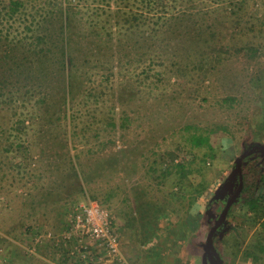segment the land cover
I'll return each instance as SVG.
<instances>
[{
    "label": "rangeland",
    "instance_id": "1",
    "mask_svg": "<svg viewBox=\"0 0 264 264\" xmlns=\"http://www.w3.org/2000/svg\"><path fill=\"white\" fill-rule=\"evenodd\" d=\"M107 4L98 6L106 13L117 6ZM257 4V16L264 21V3ZM119 7L147 16L139 0ZM84 17L78 14L66 29L74 63L65 62L63 69L70 85L65 106L62 76L51 83L47 75L53 97L47 99V112L35 113L23 133H7L9 139L0 143V264H51L48 250H38L34 258L23 254L25 229L59 232L69 208L87 198L110 207L130 264H213L205 254L207 234L236 185L228 194L219 186L232 177L234 162L247 145L264 147V38L257 32L237 33L232 19L213 14L209 23L219 30L215 38L231 54L208 62L205 76L192 65L182 76L178 71L186 62L139 57L158 45L143 39L145 28L142 35L121 37L112 27L111 50L110 42L93 37ZM97 20L111 19L103 15ZM247 42L261 47L257 58L234 52ZM92 48L100 52L95 59L88 57ZM126 50L133 62H119ZM47 56L42 65L50 74L57 55ZM12 90L9 86L6 94ZM6 111L10 120L13 111ZM192 136L208 143L194 147L187 139ZM205 153L212 160L204 169L208 174H200ZM259 157L252 159L264 167V155ZM172 158L191 173L178 176L174 167L171 175L160 177ZM147 202L159 205L156 227L142 228L141 206ZM229 213L224 229L212 239L222 264H264L257 249L264 213L254 211L245 219L238 202Z\"/></svg>",
    "mask_w": 264,
    "mask_h": 264
},
{
    "label": "trees",
    "instance_id": "2",
    "mask_svg": "<svg viewBox=\"0 0 264 264\" xmlns=\"http://www.w3.org/2000/svg\"><path fill=\"white\" fill-rule=\"evenodd\" d=\"M128 1L0 0V143L9 139L14 130L23 133L27 128L26 123H33L36 120L35 113L41 110L47 112V99L51 96L47 75L51 76V83L59 78V75L62 76L64 91H62L64 94L62 108L65 106V91L70 85L64 82L63 69L65 62L71 66L74 63V58L68 49L66 29L70 28L71 19L78 14L85 15L84 18L89 21L94 38L99 37L100 40L111 43L109 49L113 48L112 27L117 29L115 34H120L121 37L138 36L141 34L140 30L145 28L146 37L143 39L149 43L158 42V45L156 48L149 47L147 51H142L139 57L148 62H186L178 71L182 76L188 73L189 65L202 71L205 76L208 72V62H221L231 54L232 49L215 38L219 35V30H215L214 24L209 23L213 14H221L225 18L232 19V28L238 31L237 33L243 32L246 35L257 32L264 38V21L258 18L255 9L258 1L263 4L264 0H139L147 16L124 12L119 4ZM99 2L106 5L113 2L117 6L115 10L106 13L98 6ZM103 15H109V19L114 23L111 24V20H97ZM255 26L258 29H255ZM260 48L247 42L234 52L245 51L253 59L257 58ZM99 53L92 48L88 57L95 59ZM48 54L51 58L57 55L55 60L57 64L53 65V68L50 67L52 69L50 74L46 71L47 67L42 65V62H47ZM123 59L124 62H133L130 51H124L119 62ZM9 86H12L13 90L10 91L11 94H6ZM17 95L18 99L15 101L14 96ZM50 98L53 100V97ZM7 109L13 111L10 120ZM10 122L12 123L9 126ZM187 139L194 147H203L208 143V140L202 136H192ZM6 145L8 150L5 153H8L11 151V146L9 147L7 143ZM262 148L257 144L247 145L242 153ZM253 156L254 154L241 162L243 186L233 203L238 202L241 208H245V219H249L254 211L264 213V167L260 166V161L252 159ZM208 160H212V156L205 153L199 160L203 168H199L198 173L208 174V170L204 171ZM171 161V166L164 164L165 168L160 171V177L171 175L174 167L178 176L186 177L191 173L184 162L174 164V158ZM238 182V174L234 166L232 177L226 179L219 186L218 191L229 189L233 184L237 187ZM92 201H95V198H92ZM150 203L141 206L144 214L141 219L145 220L142 221L144 222L142 228L145 226L152 228L157 225L160 212L158 213L156 208L159 205L157 202L156 205ZM262 236L257 249L262 250L261 253L264 254V233ZM211 241L213 243V240Z\"/></svg>",
    "mask_w": 264,
    "mask_h": 264
},
{
    "label": "built area",
    "instance_id": "3",
    "mask_svg": "<svg viewBox=\"0 0 264 264\" xmlns=\"http://www.w3.org/2000/svg\"><path fill=\"white\" fill-rule=\"evenodd\" d=\"M22 250L30 258L48 250L51 264H130L110 207L89 198L69 208L59 232L25 229Z\"/></svg>",
    "mask_w": 264,
    "mask_h": 264
},
{
    "label": "water",
    "instance_id": "4",
    "mask_svg": "<svg viewBox=\"0 0 264 264\" xmlns=\"http://www.w3.org/2000/svg\"><path fill=\"white\" fill-rule=\"evenodd\" d=\"M255 153L256 154L261 153L264 155V150L263 149H261V150L260 149L250 150L246 153H243L239 157H237L235 162H234V166H235L236 172L238 174V180H239L238 187L235 190V192L233 193V195L229 198L227 203L225 204L224 209L222 210V213L220 214L216 224L211 229V231L208 233L207 238H206L205 254L208 255V259H210L211 262H212V259H214V261L217 264H222L221 259L218 257V255L216 254V252L213 248L211 237H212L213 233L217 230V228L225 221V218L227 216V213H228L230 207L235 202L236 198L238 197V195L240 194V192L242 190V186H243L242 175H241V162H242V160L245 159L246 157L252 155V154H255ZM210 256L212 257V259Z\"/></svg>",
    "mask_w": 264,
    "mask_h": 264
},
{
    "label": "flooded vegetation",
    "instance_id": "5",
    "mask_svg": "<svg viewBox=\"0 0 264 264\" xmlns=\"http://www.w3.org/2000/svg\"><path fill=\"white\" fill-rule=\"evenodd\" d=\"M262 149L264 150V147H263ZM255 150H257V149H255ZM260 150H261V149H260ZM255 154H256V153H255ZM257 154L260 155L259 159H261V157H263V154H261V153H257ZM252 155H253V154H252ZM237 187H238V186H237ZM237 187L234 188V191L230 194L229 198L233 195V193L235 192V190L237 189ZM228 191H229V189H226V192H225V190H222L221 193H224V194L226 193V194H228ZM229 198H228V200H229ZM228 200H227V201H228ZM227 201H226V203H227ZM226 203H225V204H226ZM225 204H224V206H225ZM230 208H231V207H230ZM223 209H224V207H223ZM223 209H222V210H223ZM229 210H230V209H229ZM228 212H229V211H228ZM221 213H222V211H221ZM221 213H220V214H221ZM220 214H219V216H220ZM227 215H228V213H227ZM219 216H218V218H219ZM218 218L216 219L214 225L216 224ZM226 219H227V216H226L225 220H226ZM214 225H213V227H214ZM224 225H225V221H224V222H223V223L217 228V230L213 233V235H212V237H211V240L213 239L214 234H216V233L219 234V233L222 231V229H224ZM213 227H212V228H213ZM212 228H211V229H212ZM211 229L209 230V232L211 231ZM209 232H208V233H209ZM207 235H208V234H207ZM213 243H214V242H213ZM213 243H212V245H213V248L215 249V245H214ZM216 254H217V253H216ZM210 257H211V256H210ZM218 257H219V256H218ZM211 259H212V257H211ZM212 263H213V264H217V263L214 261V259H212Z\"/></svg>",
    "mask_w": 264,
    "mask_h": 264
}]
</instances>
